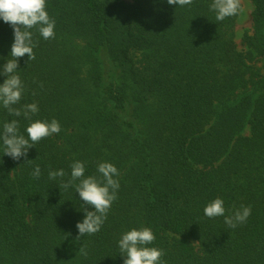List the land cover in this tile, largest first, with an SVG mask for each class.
Here are the masks:
<instances>
[{
    "label": "trees",
    "instance_id": "16d2710c",
    "mask_svg": "<svg viewBox=\"0 0 264 264\" xmlns=\"http://www.w3.org/2000/svg\"><path fill=\"white\" fill-rule=\"evenodd\" d=\"M251 1L240 50L237 15L217 21L213 0H46L55 37L31 29L35 59L17 69L15 107L39 111L30 121L0 105V131L13 119L26 138L35 120L61 131L30 148V161L4 155L0 141V264H123L118 242L141 227L165 264H264V0ZM13 42L0 18V71ZM77 160L85 177L99 178L102 162L120 173L100 231L78 240L84 202L60 187ZM217 197L225 215L250 205L247 221L205 216Z\"/></svg>",
    "mask_w": 264,
    "mask_h": 264
},
{
    "label": "clouds",
    "instance_id": "9594fccd",
    "mask_svg": "<svg viewBox=\"0 0 264 264\" xmlns=\"http://www.w3.org/2000/svg\"><path fill=\"white\" fill-rule=\"evenodd\" d=\"M193 0H167L169 5L185 6L190 5ZM210 10L216 12V20L223 21L226 17L237 15L241 11L240 0H213ZM0 18L12 26L14 30V42L11 46V59L3 65L0 75L6 76L3 84H0V105L7 109L9 115L20 117L31 121L32 115L38 113L37 103H27L21 107L20 104L25 91L24 83L18 74V59L26 54L29 60H34L33 49L38 41L33 40L31 29L37 28L39 34L45 39L55 37V20L51 19L46 11V0H0ZM61 131L60 123L56 119L50 122L47 120H35L26 128L27 138L19 133V121L16 119L3 124L0 131V141L4 146V155L13 160H20L24 157L26 161L28 151L41 139L58 134ZM97 171L100 177H85V164L82 161H75L71 165L70 179L61 181L60 187L67 190L75 187L76 192L84 204L82 209L85 216L82 222H77V240L85 235H92L100 231L101 226L107 219V214L112 203L117 199L119 181L114 177L120 175L118 169L109 162L98 164ZM40 167L37 165L32 172L36 179L40 177ZM49 179L63 178L66 173L63 169L50 171ZM79 181V183H76ZM87 206L94 210L89 211ZM226 209L222 198L217 197L204 208L205 216L214 218L224 216V222L229 228H236L239 224L247 221L251 214V206H243L225 215ZM156 239L150 227L133 228L122 234L118 246L120 253L125 257L123 264H165L162 260L164 250L156 247H149ZM84 255L87 253L81 248Z\"/></svg>",
    "mask_w": 264,
    "mask_h": 264
},
{
    "label": "rangeland",
    "instance_id": "374dc122",
    "mask_svg": "<svg viewBox=\"0 0 264 264\" xmlns=\"http://www.w3.org/2000/svg\"><path fill=\"white\" fill-rule=\"evenodd\" d=\"M240 4L241 11H239L237 14V19L234 27V37L238 49L244 50L245 47L241 44V40L244 33L251 34L253 31L251 14L254 9V5L251 0H240Z\"/></svg>",
    "mask_w": 264,
    "mask_h": 264
}]
</instances>
